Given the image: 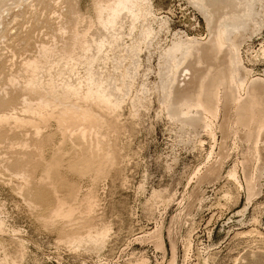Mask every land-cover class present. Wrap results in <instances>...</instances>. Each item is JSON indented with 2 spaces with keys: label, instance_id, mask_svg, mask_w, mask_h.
Here are the masks:
<instances>
[{
  "label": "rangeland",
  "instance_id": "rangeland-1",
  "mask_svg": "<svg viewBox=\"0 0 264 264\" xmlns=\"http://www.w3.org/2000/svg\"><path fill=\"white\" fill-rule=\"evenodd\" d=\"M246 25L238 63L264 81V0ZM208 37L196 0H0V264H264V150L233 128L245 99L233 47L234 107L221 88L210 128L190 121L198 108L170 113L171 47ZM39 99L91 109L99 136L72 147L53 120L37 135L16 124ZM249 114L250 129L263 117ZM81 148L88 164L73 158ZM61 196L69 220L52 214ZM155 229L163 248L140 238Z\"/></svg>",
  "mask_w": 264,
  "mask_h": 264
},
{
  "label": "bare ground",
  "instance_id": "bare-ground-1",
  "mask_svg": "<svg viewBox=\"0 0 264 264\" xmlns=\"http://www.w3.org/2000/svg\"><path fill=\"white\" fill-rule=\"evenodd\" d=\"M196 2H197V5L200 7V9L204 12L205 17L207 19L209 37L207 40L202 41V42H181L178 40L179 42L175 43L171 47V50L169 51L168 56H169L170 61H172L174 65H172L171 67L173 71H172V74L170 75V81L167 84V87L165 88L166 94L170 97V105H171L170 113L173 115L180 113V107L182 106L198 108L196 109L197 115H195V117H192L190 121L196 126L203 124L205 127L210 128L211 121L215 117H217L218 113L220 112L219 107L221 105L218 99L220 96L221 88L223 89V94L226 97V102L222 106H224L226 111H230V109L234 107L232 104L235 100L234 96H235L236 89H234L231 86L232 78L230 75V66H229V58H230L231 53H230L229 48L224 45V43H226L228 46H231L235 49V52L233 53V56H232V60L234 61L235 67L239 70H242V73H243L241 76L239 77L237 76L238 78L237 83L239 84L240 89H243L245 92V99L243 100L242 104L239 105L240 102L236 104L238 106L235 107V111H236L235 119H234L235 127L233 128H236V126L245 128L246 132L244 136H242V138L245 139L246 142L247 141L250 142L251 147L250 146L249 147L251 149L255 151H259L261 153V149L262 151L264 150V81L257 77H252L250 79H247L248 72H246V70H243L239 66V63H238L239 60H238V55H237L238 45L240 41V38L238 36V30L240 28L246 27L247 19L253 16L254 0H196ZM45 50L49 52V50L47 49ZM43 52L45 51L43 50ZM177 52L180 53V57L177 56L178 58L175 56V53ZM26 63L28 64V62ZM35 63L37 64L38 62H35ZM34 65L35 64H33L32 67H34ZM36 67L37 66H35V68ZM35 75L34 77H36ZM41 79H42L41 77H40V80L38 79L39 82L41 81ZM25 81H27V79ZM35 82L32 81V83H35ZM41 87H42V84H41ZM108 93L110 94L111 92L109 91ZM52 98H53V95H52ZM56 100H57V97H56ZM36 103L37 104L35 105V107H33L29 103L30 105L28 104L27 107L23 109L25 110V112H27L31 116H34V118H32L31 116H30L31 118L14 117V120H15L14 122H16V124L20 123V125L23 124V125L32 127L30 129L31 130L34 129L35 131L34 133H36V135L41 132L39 124L41 122L43 124H48L51 120L55 122V124L57 125L59 129V135H60L59 139L61 140V142L69 144L72 147L76 146L75 144L77 140L83 142V140H85L87 137L91 135L99 136L98 133L101 132V131L98 132V130H101L100 129V124L102 123L101 117L98 114L94 113L91 109L83 107L79 105L78 103L62 102L60 103L58 107L55 106L54 104H50V102L45 101V100L44 101L40 100L39 102H36ZM52 105H53V108L51 107ZM251 109H257V112L259 110L263 119L261 120L259 125H256L255 127H252L249 129L248 122L251 117V115L249 114V110ZM226 128L228 127L226 126ZM102 137L104 138L105 136L103 135ZM96 139H98V137H96ZM259 142H262V144L261 143L259 144ZM23 147H24V144H23ZM68 149L70 152L71 148H68ZM86 151L87 149L85 148H81L78 151H75L77 154L74 153L75 155L74 156L72 155L74 160H76V162L79 164H88L89 161L86 157V154H87ZM97 151L99 152L98 149ZM93 152L91 154H94ZM255 154H254V157H256L257 155ZM260 157H261V160L263 158V162H264V156L262 155ZM69 158L67 157V159ZM256 163H258V161ZM81 167L82 165L80 166V168ZM257 167H258L257 172H258L259 178L264 179V166L260 165ZM46 173L47 172H45V174ZM247 174H248L246 175L247 180L245 181L247 184V189L250 191L252 188L253 175L249 170ZM228 175L232 177L233 179H237L236 171L234 170V168L228 172ZM244 176H245V173H244ZM53 193L55 194V192ZM73 199H76V198H73ZM57 200L58 202L56 203H58L57 204L58 206L55 205L56 208L55 210L53 209L54 211L53 213L52 212L51 213L55 217H61V219L63 217L70 219L73 213V208L71 207V205H69L67 209H64V206L67 204L66 200H64L62 196ZM48 202L50 201L48 200ZM70 203L72 204V200ZM88 204H86V206ZM88 207L90 208L91 206L89 205ZM159 231L160 230L155 229L153 232L149 233L148 235H144V236L142 235L140 238H150V239L152 238L154 239V243L157 248H163V240L161 238ZM140 264H145V261H142ZM171 264H173V261L171 262Z\"/></svg>",
  "mask_w": 264,
  "mask_h": 264
}]
</instances>
